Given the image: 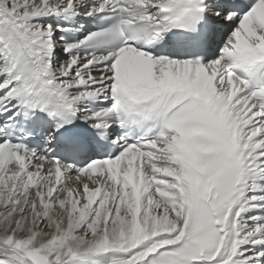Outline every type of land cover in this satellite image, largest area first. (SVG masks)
Returning a JSON list of instances; mask_svg holds the SVG:
<instances>
[{
    "label": "snow or ice",
    "instance_id": "obj_1",
    "mask_svg": "<svg viewBox=\"0 0 264 264\" xmlns=\"http://www.w3.org/2000/svg\"><path fill=\"white\" fill-rule=\"evenodd\" d=\"M0 264H264V0H0Z\"/></svg>",
    "mask_w": 264,
    "mask_h": 264
}]
</instances>
